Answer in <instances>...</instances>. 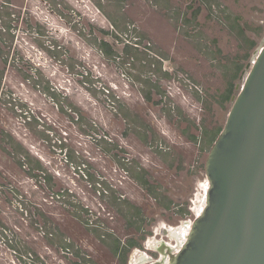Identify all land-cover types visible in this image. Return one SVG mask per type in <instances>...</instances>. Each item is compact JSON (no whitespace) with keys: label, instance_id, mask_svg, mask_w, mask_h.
Returning a JSON list of instances; mask_svg holds the SVG:
<instances>
[{"label":"rangeland","instance_id":"374dc122","mask_svg":"<svg viewBox=\"0 0 264 264\" xmlns=\"http://www.w3.org/2000/svg\"><path fill=\"white\" fill-rule=\"evenodd\" d=\"M14 3L15 12L21 11L20 29L2 82L9 98L0 104V128L56 183L2 169L0 264H122L109 245L114 237L122 243L130 238L175 243L170 229L189 220L190 231L205 206L213 145L208 141L225 126L233 105L223 96L231 81L233 94L239 93L243 70L264 45V0H60L76 30L38 1ZM24 7L31 10L26 11L31 25L32 16L37 18L36 30L24 27ZM105 13L117 19L121 38L104 33L115 30ZM90 25L97 37L103 32L110 38L120 58H107L79 34ZM39 28L45 37H38ZM134 37H143L141 47L129 56L123 47ZM166 68L173 74L164 75ZM150 88L153 101L143 93ZM163 92L168 99L155 103ZM120 156L134 171L147 169L151 185L143 189L123 176ZM18 158L16 153L13 160ZM74 162L88 178L74 170ZM102 181L126 196L124 213L113 196L99 195ZM8 186L17 193L14 199ZM62 188L68 190L65 198L51 192ZM150 194L173 204L165 209V201ZM131 204L144 216L139 229ZM87 222L97 223V230ZM163 228L171 237L159 234ZM137 252L140 248L129 251L126 264Z\"/></svg>","mask_w":264,"mask_h":264},{"label":"water","instance_id":"95a60500","mask_svg":"<svg viewBox=\"0 0 264 264\" xmlns=\"http://www.w3.org/2000/svg\"><path fill=\"white\" fill-rule=\"evenodd\" d=\"M254 55L207 157L205 206L170 264H264V45Z\"/></svg>","mask_w":264,"mask_h":264},{"label":"flooded vegetation","instance_id":"af4514ba","mask_svg":"<svg viewBox=\"0 0 264 264\" xmlns=\"http://www.w3.org/2000/svg\"><path fill=\"white\" fill-rule=\"evenodd\" d=\"M14 1L15 0H0V62L3 63V66H0V104L1 103L4 104L5 101L7 100V98H9V95H8L9 91H7V89H6L7 92L4 91L5 90L4 84L2 82H3V78L5 76V73H6L8 66H10L12 64L14 54L11 52V48L13 45L14 36L17 34V30L20 29V26H18V22L20 21L21 11H19V13L15 12V9L17 6L15 5ZM33 1H38V4L41 5L40 7L44 8V9L46 8V10L50 12V14H52L54 16H59V18L61 20L66 22V25H69V26L71 25V27L74 28L75 30L78 29L77 23H74V22H72V20H70L71 18L69 16L71 15V11L68 10L67 15L62 12V5L60 4V0H33ZM23 11L24 12H23L22 21L25 23L24 27H26L27 29L31 27L32 29L36 30V26L38 24L37 18L35 16H32V21L34 24L32 23V25H31L30 21L28 19L27 12H26V11H31V10L29 8L24 7ZM39 22H40V20H39ZM112 26H113V29H115V30L105 31L106 35L115 36V34L120 33L116 29L117 26H115L113 24H112ZM39 29L40 30H38L39 31L38 37H40V38L45 37V35H46L45 31H43L41 28H39ZM79 34L80 35L82 34L84 36L86 35L88 37L89 42L91 44H93L94 46L98 47V49L101 51V53L104 56H106V54L93 41L94 38L97 39V42H100L101 40H106L110 44H114L113 42L111 43L110 38H105L106 35H104L103 32H102V35L104 37H101V38L97 37L96 32H95V27L93 25L88 26V28L83 27V30H80ZM125 34L128 35L127 33H125ZM121 35L122 34L118 35V36H120L119 38H121ZM116 38L119 39L118 37H116ZM131 38H132V36H131ZM142 38L143 37H141V38L134 37L133 41L130 39H126V42H125L124 47H123V52L125 53V48L127 47V45L136 48L135 51H138L139 48L141 47ZM112 46L114 48V45H112ZM56 47H57V49L58 48L59 49L65 48L64 46H62L60 44H58ZM144 49L146 51L148 49V51H149V48H147V47ZM66 57L68 58V54ZM120 57L121 56H118V57H116V59L120 58ZM132 58H134V57L132 56ZM67 67L69 68L68 65H67ZM71 67L75 68L74 64H72ZM21 71H23V70H21ZM164 72L169 73L170 75L173 74L167 68ZM156 83H157V81H155L153 84L156 85ZM154 89H155V87L152 88V90H154ZM150 90H151V88H150ZM108 93H109V91H108ZM159 94H161V99L154 101L155 103H162L164 101V98L168 99L167 96H164V92H163V94L162 93H159ZM144 97H145V95H144ZM151 100L153 101L152 93H151ZM171 107L175 108L177 106L171 105ZM70 112H72V111H69V113ZM77 115H79V114L77 113ZM187 121H189V120H187ZM187 127H189L188 124L186 125V128ZM191 139H197V136H195L193 134V135H191ZM23 150L24 149L22 148L21 145L14 143L13 137L8 132H6V130L4 128H0V171H1L0 180H1V182L5 179V178H3V175H2V173H5V172H3L2 169H5L7 172L9 171V173L13 169H15L16 173H18V174H26L27 176H30V175L31 176H39V174H41L40 177H42V179L44 181L47 182L49 180L48 182H50V184L56 183V181L54 180L55 178H53V176L51 174H48L49 175L48 176L47 173L44 172V167L42 166V164L39 161H36V163L33 164L34 160H32L30 158L29 154L24 153ZM16 153L21 155V158H18V160L17 159L13 160L16 156ZM68 154H69L70 160L73 162V160H72L73 158H72L71 154L70 153H68ZM66 155H67V151H66ZM125 160H126V158H124L123 156H120L119 164H121L120 166L122 168L123 176L133 178L135 180V182L137 184H139V186L142 187L143 189H145V187L142 184L143 182L147 181L146 184L151 185L152 180L150 179L149 174L147 173L148 172L147 169L140 167L138 170L134 171L131 169V166H128L127 163H125ZM127 160L130 161V164H132V163L134 164V162L132 160H130V159H127ZM82 167L83 166H81L80 164L79 165L77 163L73 164V168L75 171L80 170L83 173V175L88 178V176L86 175V172L84 173V171L82 170L83 169ZM84 169L86 171V168H84ZM143 171L145 172V174ZM88 174L91 175L89 172H88ZM4 181H6V180H4ZM98 184L102 188V191L98 188L99 195H102V196L105 195L106 197H108L110 195H111V197L113 196V198L116 201L120 202L119 204L121 206L119 208H120L121 212L124 213L125 212L124 207H125V202H126V200H125L126 196L124 194H119L118 192H116V190L112 189L111 186L109 184H107L106 182H105V184H104V182L103 183L99 182ZM4 189L6 192H8V189H11V193L9 192L10 198L14 199V195L17 194L16 191L13 190L12 188H10L9 186L7 188L4 187ZM51 192L55 193L56 196L59 198H62V197L65 198V195L68 192V190L62 188V189L56 190V191L51 190ZM150 195H151V197H154L158 203L160 202V199H162V197H159L160 199H158V197H156L155 195H152V194H150ZM162 200L165 201V203L161 202L162 206L165 205V206H163V208H165V209H169L170 204H173V201L169 202L167 200V198L162 199ZM68 201H69V203L74 204L75 207H78V205H76L77 203L74 202L73 200H68ZM131 205L133 206V204H131ZM81 209L84 213L89 211L88 208L84 205L81 206ZM133 209H134V212H133L132 216H133L134 220H140V217L138 215V212L141 213L140 206H133ZM75 218H77V216H75ZM90 223L87 222V226L91 227L92 230H97L95 226H98V224L97 223L90 224ZM184 223L186 224V227H187L183 231V237L184 238L183 239L182 238L177 239V238L173 237L175 240V243L169 242L165 238L156 239L155 242L153 241L152 244L142 243L140 241L141 246H136V247L140 248L141 253L144 254V257H146V259L141 261V263H139V261H138L136 264H138V263L139 264H170L172 256L176 255L179 252V250L182 248L183 242L186 240L187 235L189 233V228H190L189 227L190 226L189 220H185ZM162 233H164L166 236H170L166 228H163V232L159 231V234H162ZM110 234H112V232H110ZM100 235H101V237L105 236L104 234H100ZM114 235H116V234H114ZM125 243H126V241H123L122 245H124ZM143 248H148L149 252L142 251ZM69 250H71V249L69 247H67L66 251H69ZM75 252H77V250H75ZM130 264H131V262H130Z\"/></svg>","mask_w":264,"mask_h":264},{"label":"trees","instance_id":"16d2710c","mask_svg":"<svg viewBox=\"0 0 264 264\" xmlns=\"http://www.w3.org/2000/svg\"><path fill=\"white\" fill-rule=\"evenodd\" d=\"M97 6H98L101 10L104 9L103 6H102L100 3H98V2H97ZM105 14H106L107 17L111 20V22H112L113 25H115V26L118 25V24H117V19L114 18V17L112 16V14H109V13H105ZM118 26H119V25H118ZM126 29H127V28H123V31L126 30ZM104 33H106V32H104ZM115 36L118 37V38L120 37V36H118V34H115ZM93 41L99 46V48H100L101 50L104 51V53L106 54V56H107L108 58H115V57L120 56V53L117 52V51L113 48L112 44H110L108 41H106V40H101L100 42H97V39H96V38H94ZM252 43H254V42H252ZM135 50H136V48L127 45V47L125 48V53H126L127 55L131 56V55H133V53L135 54ZM163 74H164V75H168L169 73H165V72H164ZM233 90H234V84H233L232 81H231L230 84H229V87H228L227 91L225 92V94H224V96H223V97H224L223 100H229V99H231L232 94H233ZM52 93H53L54 95H56L54 92H52ZM143 93H144V95H145V97H146L147 100H151V93H152V92H151L150 89H148V90H146V91H143ZM112 99H113L114 102H118V99H117L115 96H113ZM60 110L63 111V112H65V113H68L66 107L63 106V105L60 106ZM77 113L79 114L80 117L83 116V115H82V116L80 115V111H78V110H77ZM222 129H223V128H217V129L212 133V135L210 134V138H209V141H208V142L214 143L215 140L217 139L218 135H219L220 132L222 131ZM205 136H206V138H207L208 134L205 133ZM140 175H141V174H140ZM146 182H147V181H145V182L142 183L144 187H145L146 185H149V184H146ZM148 191H149V193H150V190H148ZM138 215H139V217H140V220H133V223H135L136 227H138V229H139V228H141L142 222H143V220H144V216H142V212H141V213L138 212ZM138 222H139V223H138ZM111 241H114V242L112 243ZM111 241H110L109 245H110L111 249L114 251V254H115L116 256H119V258H120L122 264H126V262H127V258H128V253H129V251H130L132 248H134V247H136V246H141V243H140L139 239H137V238H130V239L128 240V242H126L124 245H122V241H121L120 239H118L117 237L112 238ZM111 243H112V244H111ZM77 264H78V263H77Z\"/></svg>","mask_w":264,"mask_h":264},{"label":"bare ground","instance_id":"6f19581e","mask_svg":"<svg viewBox=\"0 0 264 264\" xmlns=\"http://www.w3.org/2000/svg\"><path fill=\"white\" fill-rule=\"evenodd\" d=\"M209 181V180H208ZM208 186V187H207ZM206 186V188L205 189H207V191H208V188H209V185H207ZM204 208V207H203ZM203 210V209H202ZM201 210V211H202ZM200 211V212H201ZM200 214V213H199ZM198 214V215H199ZM185 226H182V227H179V228H172V229H170L171 230V234H174V232H176V234H174L178 239L180 238V237H183V231L187 228L186 227V224H184ZM185 228V229H184ZM184 241V240H183ZM152 241H149L148 242V244L149 243H151ZM153 243V242H152ZM151 243V244H152ZM175 248V247H174ZM163 252V251H162ZM143 253H141V252H137L134 256H133V259H132V262H131V264H136L138 261H139V263H141V261H143L144 259H146V257H144V254L142 255ZM142 255V256H141ZM147 256V255H146ZM138 263V264H139Z\"/></svg>","mask_w":264,"mask_h":264}]
</instances>
